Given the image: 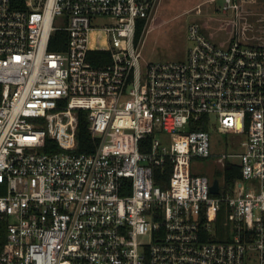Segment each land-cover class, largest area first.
Segmentation results:
<instances>
[{
    "label": "built area",
    "instance_id": "built-area-1",
    "mask_svg": "<svg viewBox=\"0 0 264 264\" xmlns=\"http://www.w3.org/2000/svg\"><path fill=\"white\" fill-rule=\"evenodd\" d=\"M161 1L0 0V264H264V45L237 20L224 47L195 22L184 60L147 61ZM57 32L67 49L51 52ZM218 129L233 152L214 151Z\"/></svg>",
    "mask_w": 264,
    "mask_h": 264
},
{
    "label": "rangeland",
    "instance_id": "rangeland-1",
    "mask_svg": "<svg viewBox=\"0 0 264 264\" xmlns=\"http://www.w3.org/2000/svg\"><path fill=\"white\" fill-rule=\"evenodd\" d=\"M240 7L239 20L232 10L224 11L225 0H162L155 11L154 20L149 24L143 55L147 61H181L192 43L188 29L192 23L203 26L204 33L220 46H227L236 35L235 22L240 23L242 40L251 45H264V0H237ZM214 149L217 154L231 153L229 134L219 129L213 133ZM193 171L215 179L218 167L212 160L197 159Z\"/></svg>",
    "mask_w": 264,
    "mask_h": 264
},
{
    "label": "trees",
    "instance_id": "trees-1",
    "mask_svg": "<svg viewBox=\"0 0 264 264\" xmlns=\"http://www.w3.org/2000/svg\"><path fill=\"white\" fill-rule=\"evenodd\" d=\"M15 4H21L22 0H14ZM144 22L139 23V28L137 32V40H140V38L143 35L144 31ZM67 42H68V35L65 32H57L51 41L49 50L51 52H62L67 49ZM89 61L92 63L95 67H101L105 65H109L111 62V57L108 52L105 51H96L92 52L89 55ZM79 118V126H78V132H77V139H78V153L82 154H92L96 151L100 140L93 138L91 132H90V123L88 119V112L87 111H79L78 114ZM49 151V150H48ZM241 168L238 164L234 163H228L226 167V186L227 191L231 192L236 181H238L241 178ZM170 178V171L167 174V180ZM223 222H220V225H222Z\"/></svg>",
    "mask_w": 264,
    "mask_h": 264
},
{
    "label": "water",
    "instance_id": "water-1",
    "mask_svg": "<svg viewBox=\"0 0 264 264\" xmlns=\"http://www.w3.org/2000/svg\"><path fill=\"white\" fill-rule=\"evenodd\" d=\"M211 193L214 195L219 194V182H218V180H216L214 183V186L211 187Z\"/></svg>",
    "mask_w": 264,
    "mask_h": 264
}]
</instances>
